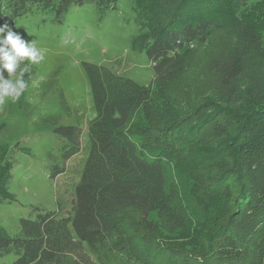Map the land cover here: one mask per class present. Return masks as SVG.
I'll list each match as a JSON object with an SVG mask.
<instances>
[{
  "label": "trees",
  "instance_id": "1",
  "mask_svg": "<svg viewBox=\"0 0 264 264\" xmlns=\"http://www.w3.org/2000/svg\"><path fill=\"white\" fill-rule=\"evenodd\" d=\"M132 1L140 32L131 49L150 61L151 85L84 64L95 116L72 215L35 210L17 237L0 229V255L14 254L11 264H264V66L245 74L247 60L264 58V0ZM84 4L105 12L116 0H0V22L38 10L60 22ZM56 133L68 142L62 158L77 152V128Z\"/></svg>",
  "mask_w": 264,
  "mask_h": 264
},
{
  "label": "rangeland",
  "instance_id": "2",
  "mask_svg": "<svg viewBox=\"0 0 264 264\" xmlns=\"http://www.w3.org/2000/svg\"><path fill=\"white\" fill-rule=\"evenodd\" d=\"M132 5V0H116L115 9L105 12L94 4L71 6L60 22L54 20L53 12L39 10L13 24L0 22L26 41L34 40L44 51V59L30 65L25 74L27 88L20 98L6 99L0 105V169L8 160L13 163L8 171V166L2 170L3 177L9 179L4 184L9 199L0 202V229L7 236L17 237L19 220L33 218L35 210L55 212L58 217L72 215L75 187L89 153L86 130L95 116L84 64L111 69L142 86L151 85L154 70L150 61L145 53L131 49L140 32ZM255 64L264 66V58L247 60L246 75ZM60 127L80 132L77 152L65 159L62 156L68 142L57 135ZM55 167L62 172L53 177ZM124 220L129 229L132 216L126 213ZM162 222L171 230L170 221ZM141 246L143 242H139ZM153 254H148L149 262ZM15 259L14 254L0 255V264H11Z\"/></svg>",
  "mask_w": 264,
  "mask_h": 264
},
{
  "label": "clouds",
  "instance_id": "3",
  "mask_svg": "<svg viewBox=\"0 0 264 264\" xmlns=\"http://www.w3.org/2000/svg\"><path fill=\"white\" fill-rule=\"evenodd\" d=\"M43 59L44 51L34 40L26 41L7 24L0 26V105L6 99L15 101L20 98L27 88L24 76L30 71V65Z\"/></svg>",
  "mask_w": 264,
  "mask_h": 264
}]
</instances>
